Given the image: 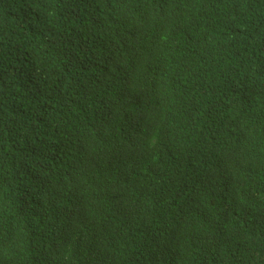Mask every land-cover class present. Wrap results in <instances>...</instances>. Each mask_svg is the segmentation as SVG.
Masks as SVG:
<instances>
[{
  "label": "trees",
  "instance_id": "obj_1",
  "mask_svg": "<svg viewBox=\"0 0 264 264\" xmlns=\"http://www.w3.org/2000/svg\"><path fill=\"white\" fill-rule=\"evenodd\" d=\"M147 13L154 24L90 90L119 89L109 114L44 113L57 70L89 62L82 48L118 34L110 19ZM21 74L39 87H19ZM221 139L243 149L206 169ZM66 145L89 156L74 178L82 204L27 226L21 184ZM191 176L205 191L173 208ZM1 242L0 264H264V0H0Z\"/></svg>",
  "mask_w": 264,
  "mask_h": 264
},
{
  "label": "clouds",
  "instance_id": "obj_2",
  "mask_svg": "<svg viewBox=\"0 0 264 264\" xmlns=\"http://www.w3.org/2000/svg\"><path fill=\"white\" fill-rule=\"evenodd\" d=\"M143 16L146 18H141L134 24H129L123 19L116 17L110 19V26L112 29L117 27L118 34L115 35L112 30L108 35L106 30L103 42L92 41L97 46L96 48L92 45L82 48L80 50L82 51L81 57L89 58V62L81 63L79 68L71 73H60L57 70L51 101L44 105V113L61 112L65 117L72 120L76 117H82L87 124L98 121L102 115L109 114L108 110L114 109L119 100V89L107 87L102 92H90V90L95 85L114 76V73L118 70L117 68H119L115 65L119 52L128 45L135 33L147 24H154L157 18L156 14L153 13L143 14ZM19 78V87L27 91L30 88L32 89L31 92H34L39 87V81L34 75L26 76L21 74ZM76 78L81 79L80 83L75 81ZM69 124L71 125V122L68 121L67 125ZM228 145L230 149H228ZM243 146V141L234 145L227 140H222L220 143L215 141L208 144L205 155L200 159L204 161L206 169L208 166H219L228 169L236 160L235 149L237 147L243 149ZM210 150H213L214 154L218 153L219 155L212 165L213 158H208ZM51 152L55 154V157L33 163V171L20 187L21 197L16 204V208L21 213L24 210L32 213V220L26 221L27 226L29 222H42L46 217L54 213H69L70 216L82 204V192L74 185V178L79 176L84 167L87 168L89 165V156L84 147L66 145L60 150L55 149ZM196 178H192V176L187 178L183 193L173 198V208L181 206L182 201L187 199L188 196L198 193L200 195L205 191L204 183ZM205 185L210 187L211 183ZM48 223L53 224L52 222ZM36 225L35 229L40 227L41 223ZM149 226L150 223L142 231L147 232ZM155 232L163 237L166 234V231ZM2 242L0 243V253L9 246L2 245Z\"/></svg>",
  "mask_w": 264,
  "mask_h": 264
}]
</instances>
